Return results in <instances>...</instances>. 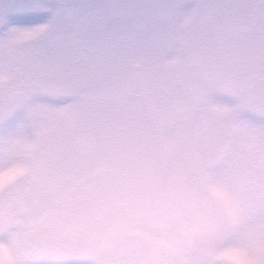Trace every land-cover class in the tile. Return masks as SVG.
<instances>
[{"label":"snow or ice","instance_id":"6c2138e0","mask_svg":"<svg viewBox=\"0 0 264 264\" xmlns=\"http://www.w3.org/2000/svg\"><path fill=\"white\" fill-rule=\"evenodd\" d=\"M0 264H264V0H0Z\"/></svg>","mask_w":264,"mask_h":264}]
</instances>
